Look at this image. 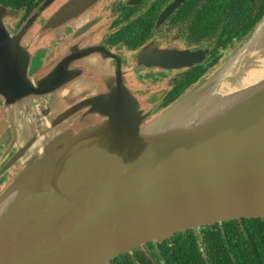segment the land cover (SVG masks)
Returning a JSON list of instances; mask_svg holds the SVG:
<instances>
[{"label": "water", "instance_id": "water-1", "mask_svg": "<svg viewBox=\"0 0 264 264\" xmlns=\"http://www.w3.org/2000/svg\"><path fill=\"white\" fill-rule=\"evenodd\" d=\"M11 13L0 7V73L16 75H0V94L26 97L20 90L6 94L7 82L44 96L55 76L66 82L69 72L85 91L84 71L67 65L98 51L76 48L56 74L31 84L25 63L7 61L25 53L4 23ZM263 29L264 15L222 71L153 123H143L135 96L115 75L107 83L99 77L107 91L73 109L88 108L98 122L72 123L56 135L43 125L39 143L0 194V264H111L120 253L183 229L264 216V77L230 93L218 89L221 80L240 78L224 75L233 59L241 67L250 52L264 53V41L257 45ZM171 54L186 60L198 53Z\"/></svg>", "mask_w": 264, "mask_h": 264}, {"label": "flooded vegetation", "instance_id": "flooded-vegetation-1", "mask_svg": "<svg viewBox=\"0 0 264 264\" xmlns=\"http://www.w3.org/2000/svg\"><path fill=\"white\" fill-rule=\"evenodd\" d=\"M245 3L251 20L262 13L261 0H0V7L12 12L4 16L8 33L18 37L17 44L25 51L23 57L10 56L7 61L25 63L31 84L56 74L62 57L75 55L76 48L98 51L67 65L87 76L90 88L82 93L70 72L64 75L66 82L55 76L49 93L40 97L33 95L30 85L15 89L5 82L6 94L20 90L27 95L15 99L0 94V194L39 143L43 125L49 135H56L71 130L72 123L79 128L99 121L89 117L86 107L75 114L73 109L91 95L106 92L109 77L118 76L135 96L146 124L193 95L249 38V19L239 7ZM78 4L85 8L81 13L76 12ZM163 53L169 56H160ZM171 53L198 54L184 60ZM180 62L188 64L175 66ZM2 74L9 80L16 72ZM187 233L195 236L191 257L178 248L191 244L185 242ZM111 264H264V216L183 229L120 253Z\"/></svg>", "mask_w": 264, "mask_h": 264}, {"label": "bare ground", "instance_id": "bare-ground-1", "mask_svg": "<svg viewBox=\"0 0 264 264\" xmlns=\"http://www.w3.org/2000/svg\"><path fill=\"white\" fill-rule=\"evenodd\" d=\"M264 41V29L260 33L259 39L257 40V45L261 44ZM264 54V53H263ZM256 55L254 52H250L245 58L242 59V66H238V58L235 62L234 59L232 64H230L228 70L224 75H239L240 78L234 83L228 80H221L218 84V89L222 94L230 93L241 87H244L248 84H251L261 77H264V55ZM250 62L249 65H246L245 62ZM234 63V65H233Z\"/></svg>", "mask_w": 264, "mask_h": 264}, {"label": "trees", "instance_id": "trees-1", "mask_svg": "<svg viewBox=\"0 0 264 264\" xmlns=\"http://www.w3.org/2000/svg\"><path fill=\"white\" fill-rule=\"evenodd\" d=\"M256 1H257V0H256ZM259 1H260V0H259ZM246 2H247V0H246ZM261 3H262V6H261V12L264 13V0H261ZM239 7H240L241 11H243V15H244V16H247L248 19H249V22H248V24H247V29H246V31H247L248 33H250V35H251L252 32H253V30H252L253 28H251V27L254 26L256 20H258V19H260V18L262 17V13L259 14V15H257L254 19L251 20L252 15H251V12H250V6H249V5H246V3H245V5H239ZM260 20H261V19H260ZM241 22H242V19H241ZM216 227H218V226L216 225ZM216 227H215V228H216ZM221 230H222V229L218 227L216 231L220 234ZM223 230H226V228L223 229ZM214 231H215V230H214ZM187 234H188V233H187ZM188 238H189V240H185V242H191V244H190L189 246H186L185 243H182V246L180 245V246H178V248H179V249H182L181 252H184L186 255H188L189 257H191L192 253L195 252V248H196V247H195V236L192 237L190 234H188ZM177 252H178V250H177ZM178 259H179L180 262H182V261L180 260V257H178ZM185 262H188V260L186 259Z\"/></svg>", "mask_w": 264, "mask_h": 264}, {"label": "rangeland", "instance_id": "rangeland-1", "mask_svg": "<svg viewBox=\"0 0 264 264\" xmlns=\"http://www.w3.org/2000/svg\"><path fill=\"white\" fill-rule=\"evenodd\" d=\"M236 52H237V51H235V52L232 54V56H230L229 60L224 64V66L220 69V71H222V70H223V69L229 64L230 60L232 59V57H234V54H235ZM82 83L85 84V82H82ZM79 84H80V82H79ZM194 93H195V92H194ZM194 93H192V94L194 95ZM193 95H191V96L185 98L184 100H181V101L177 102L175 106H173L172 108L169 109V110H170L169 112H171V111H173V110H175V109H177V108H180V107H182L183 105H185L186 103H188V102L190 101L189 99H190ZM191 102H192V101H191ZM169 112H168V113H169Z\"/></svg>", "mask_w": 264, "mask_h": 264}]
</instances>
